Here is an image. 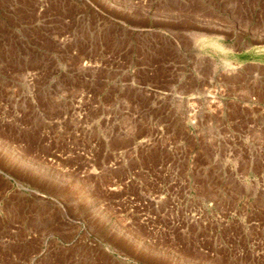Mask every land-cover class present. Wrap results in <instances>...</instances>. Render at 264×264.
Returning <instances> with one entry per match:
<instances>
[{
    "label": "rangeland",
    "instance_id": "374dc122",
    "mask_svg": "<svg viewBox=\"0 0 264 264\" xmlns=\"http://www.w3.org/2000/svg\"><path fill=\"white\" fill-rule=\"evenodd\" d=\"M197 2L0 0V264H264V119L196 137L161 93Z\"/></svg>",
    "mask_w": 264,
    "mask_h": 264
},
{
    "label": "crops",
    "instance_id": "0c3cea01",
    "mask_svg": "<svg viewBox=\"0 0 264 264\" xmlns=\"http://www.w3.org/2000/svg\"><path fill=\"white\" fill-rule=\"evenodd\" d=\"M188 19V85L174 80L161 93L190 135L243 136V145L254 146L251 137L264 119V15L250 17L218 1L198 0ZM177 35L173 40L180 45Z\"/></svg>",
    "mask_w": 264,
    "mask_h": 264
},
{
    "label": "bare ground",
    "instance_id": "6f19581e",
    "mask_svg": "<svg viewBox=\"0 0 264 264\" xmlns=\"http://www.w3.org/2000/svg\"><path fill=\"white\" fill-rule=\"evenodd\" d=\"M14 152V151H13Z\"/></svg>",
    "mask_w": 264,
    "mask_h": 264
}]
</instances>
